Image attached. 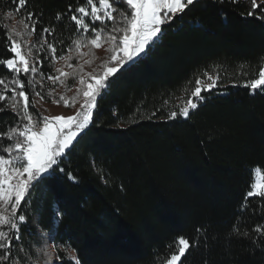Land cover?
<instances>
[{
  "label": "trees",
  "instance_id": "trees-1",
  "mask_svg": "<svg viewBox=\"0 0 264 264\" xmlns=\"http://www.w3.org/2000/svg\"><path fill=\"white\" fill-rule=\"evenodd\" d=\"M69 4L86 6V0H27L19 12L18 0H0V26H9L8 12L19 21L29 11L42 12V24L56 27L49 41L57 42L59 56L80 34L71 14L55 20ZM250 10L251 0H199L164 28L146 58L112 81L98 99L94 123L66 153L65 172L22 201L28 220L13 251L23 257L22 244L31 259L20 264H74L71 255L80 264H165L179 236L197 243L177 264H264V243L255 247L233 237L225 244L233 223L252 236L256 225L264 227V198L250 197L239 211L253 170L264 174V94L231 87L256 78L264 56V21L255 18L261 10L248 17ZM40 33L38 25L32 37L40 39ZM5 41L0 27V59L14 55ZM213 63L221 65L229 94L213 92L190 118L166 120L182 103L184 83ZM13 75L0 65V78ZM9 103L0 101V108ZM16 123L11 110L0 112V132ZM8 143L0 140V147ZM198 227L206 233L198 234Z\"/></svg>",
  "mask_w": 264,
  "mask_h": 264
},
{
  "label": "snow or ice",
  "instance_id": "snow-or-ice-1",
  "mask_svg": "<svg viewBox=\"0 0 264 264\" xmlns=\"http://www.w3.org/2000/svg\"><path fill=\"white\" fill-rule=\"evenodd\" d=\"M218 2L223 4L224 0ZM229 2L235 4L238 0ZM26 3L27 0H18L15 11L19 12ZM196 3L199 0H86L87 7L81 5L76 8L69 4L66 12L55 14V20L60 21L63 16L71 14L70 19L76 26V33L80 34L71 40L66 49L61 47L62 54L59 56L56 55L57 42L49 41V37H55L56 27L54 24H42V12H27L19 22L23 25L21 30L10 28L7 24L0 26L6 35L5 47L8 53L14 54L10 58L0 59V65L6 66L14 74L8 81L0 78V86L3 88L0 91V101L8 100L7 93H11L10 103L0 108V112L11 110L17 116L15 126L0 132V140L9 141L7 145L0 147V264H20L22 259L26 262L31 259L22 244L19 252L24 253L23 257L13 251L22 239L21 226L28 220L22 201L29 202L26 197L35 186L55 179L57 172H65L64 167H61L63 159L94 123L98 99L103 97L114 79L147 57L148 52L154 49L164 35L165 27H171L177 18L185 14L186 9ZM262 5L264 0H260L259 4L257 0H251V10L246 15L252 17L260 9L261 14L255 18L264 21ZM10 17L11 12H8L6 18ZM38 25L41 27V38L40 41L32 43L31 37L36 34ZM58 43L64 45L63 40ZM45 51L51 54V62L61 60L70 70L55 68V74H47L48 81L53 84H66L69 79L76 81L75 92L71 98L61 95L59 100H55L57 105L62 101L65 107L73 108L71 115H43L39 112L33 115L29 111V95L25 91V80L20 76L28 78L29 86L42 88V82L36 84L34 78L38 72L44 76L40 69L49 60ZM98 51H104L106 58L96 57L100 59L98 67L85 72V65H91L92 59L84 58L94 57ZM74 59L77 61L75 64L72 63ZM260 65L256 78L244 80L239 85L234 81L231 87L241 86L248 88L250 94L258 91L264 94V56L260 57ZM243 67L241 64L240 69ZM220 68V64L213 63L208 70L194 73L180 89L182 103L175 110L167 112L165 119H188L192 112L211 98L213 92L218 95L229 94L225 91L228 85L222 83L223 74ZM241 74L248 75L247 72ZM68 90L72 91V88ZM35 96L44 98L39 90L35 92ZM164 103L167 104L168 100ZM155 116L156 112H153L149 119ZM67 176L69 180L76 182L72 172H68ZM250 197L264 198V181L252 185L251 190L246 192L240 212L248 207ZM56 215L60 216L59 211ZM239 219L237 216V220ZM196 232L204 235L206 228L198 227ZM252 232L256 235L241 231L233 223L231 230L225 235V244L227 246L230 239L235 237L248 239L255 247H259L264 243V227L256 225ZM206 239L205 235V242ZM196 243L197 241L190 243L184 236L177 237L176 253L167 259L166 264H176ZM53 247H57L54 238ZM70 259L74 264H80L77 256L71 255ZM57 260H60L59 256Z\"/></svg>",
  "mask_w": 264,
  "mask_h": 264
},
{
  "label": "rangeland",
  "instance_id": "rangeland-1",
  "mask_svg": "<svg viewBox=\"0 0 264 264\" xmlns=\"http://www.w3.org/2000/svg\"><path fill=\"white\" fill-rule=\"evenodd\" d=\"M87 7V4L86 6ZM10 22H9V27H15L17 30H21L23 28V25L21 23H19L20 21L16 18V16L11 14V17L9 18ZM40 41V39H34L33 37H31V42L32 43H36ZM84 51H87V49H84ZM45 55L49 56V60L45 61V64L43 67H45L46 65V74H44V76H41L39 74V72L37 73V75L34 78V81L36 84H39L40 82H42L43 86L42 88H37L34 86H29L27 84V77L23 76L22 78L25 77V84L26 87L25 89L29 88V111L33 113V115H35L37 112L43 114V115H58V114H64V115H71L73 113V108L71 107H65L63 102L61 101L60 104H56L55 100H59V97L61 95H64L66 98H71L74 95L75 92V83L76 81L73 79H69L66 84H60L59 82H57L56 84H53L51 81H48L46 79L47 74L52 73L55 74L54 69L55 68H61L63 67L65 71H70L67 67L64 66V62L61 60H56L55 62H51V54L47 53V51H45ZM106 58V54L104 51H98L95 52V56L94 57H89L86 56L84 59H92V64L91 65H85L84 67V71H91L93 68H97L98 65L100 64V59L96 58ZM41 59H44L43 56L40 57ZM80 63H83V61H79ZM73 64L77 63V61L74 59L72 61ZM40 71H42V69H40ZM21 78V77H20ZM72 88V91H69V88ZM39 90L41 91V94L43 95V99H40L39 97L35 96V92ZM11 98V95L9 97V100ZM79 100V98H77ZM31 106V107H30ZM78 106V105H77ZM31 108L33 110H31ZM253 184H256L257 182H262L264 181V174L258 170L255 169L253 170ZM178 263V261L176 262V264ZM166 264V263H165Z\"/></svg>",
  "mask_w": 264,
  "mask_h": 264
}]
</instances>
